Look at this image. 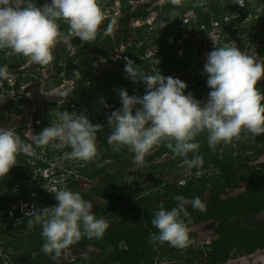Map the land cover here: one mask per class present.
Instances as JSON below:
<instances>
[{
	"label": "clouds",
	"instance_id": "clouds-1",
	"mask_svg": "<svg viewBox=\"0 0 264 264\" xmlns=\"http://www.w3.org/2000/svg\"><path fill=\"white\" fill-rule=\"evenodd\" d=\"M181 6L182 0H169ZM207 0H193L194 7H203ZM240 7L245 0H232ZM105 20L99 0H50L38 6L36 0H0V50H9L30 62L46 66L54 59L58 44L69 45L70 38L93 43L102 31ZM115 20L103 30L111 35ZM61 24L67 25L63 31ZM166 27L162 20L158 29ZM124 72L132 83H143L145 94L129 95L126 89H116L121 107L107 117L111 129L107 143L113 152L124 148L133 153V163L143 166L145 157L161 145L175 156L184 158L189 169H199L203 160L198 155V137L206 133L207 144L213 151L217 145L231 144L245 136L264 134V92L258 84L264 80V63L254 60L239 48L225 44L206 54L203 73L210 89L207 101L185 94L187 85L161 72L146 73L132 59L125 57ZM77 79L80 73L74 71ZM7 65H0V79H8ZM72 89L61 90L60 97H69ZM50 126L36 139L38 146L62 151L69 160L91 162L98 155L97 133L102 127L93 124L87 115L59 111ZM70 149V151H64ZM20 136L11 129L0 127V178L6 177L17 164V156L27 152ZM189 153L191 159H187ZM39 160V159H38ZM199 176V171L196 173ZM53 179V176L51 177ZM53 181V183H54ZM55 184V183H54ZM55 206L26 213L27 228L40 226L41 251L59 257L82 238L102 240L109 224L97 218L93 205L78 192L61 189L54 193ZM177 207L156 211L151 224L158 230L149 234L150 244L185 249L195 240L182 217H188L184 205L205 213L206 204L200 197L173 198ZM19 207L17 208V210ZM24 214V210L22 211Z\"/></svg>",
	"mask_w": 264,
	"mask_h": 264
},
{
	"label": "flooded vegetation",
	"instance_id": "flooded-vegetation-1",
	"mask_svg": "<svg viewBox=\"0 0 264 264\" xmlns=\"http://www.w3.org/2000/svg\"><path fill=\"white\" fill-rule=\"evenodd\" d=\"M38 1L46 3L49 0H36V3H38ZM193 10L197 16L194 22L200 20V18L209 17L208 22L196 25L194 28L186 27L185 29H187L188 32H183L175 41L165 36L164 32H162L161 37L152 40L147 50H151L153 44H155L158 49L152 57L146 60L148 64L146 73L161 72L164 76H171L179 79L187 85L185 89L186 95L191 93L195 99L206 102L210 89L207 87V76L203 73V66L206 62V54L214 50L216 46L220 47L228 44L237 47L254 60L264 63V0H245L244 7H240L238 4L233 3L232 0H207L203 7H194ZM180 30H184V28ZM183 38L185 39L180 49L183 51L184 55L182 58H179L177 54L179 47L176 46V43ZM163 56L164 59H171L173 63L180 66V69L166 72V69L169 68L171 64L163 68V61L161 60ZM61 76H63V74H61ZM71 80L78 85L76 79H63V81ZM82 81L81 85H83L84 88L81 91H87L90 87L88 77H84ZM258 87L264 92V80L258 84ZM54 88L57 87L55 86ZM76 89L75 87L73 89L74 92L72 91L70 94L68 98L69 102L73 101L72 98L74 94H76ZM112 90L114 91L115 97L119 98L115 91L116 89L113 88ZM144 94L145 90L143 93H137V95L140 96ZM79 96L81 98H86L85 100L87 102L84 110L78 107V110L82 111L80 114L86 115L88 105L93 102L96 104L99 102V104H101L98 112L100 115H98L100 124H97V122L96 125H100L102 129L105 126L103 123H107L106 114L119 106L118 103L109 104L105 99L97 98L96 96H98V94L94 97L92 95ZM44 102L45 103L38 108V114L42 117V124L38 123L36 130L40 126H46L47 123L44 122V119L47 117L51 121L54 115L52 114V110H54V112L56 111L57 102L54 101V99ZM63 102H65V99ZM70 106L75 107V104H70ZM103 108L105 110H103ZM103 111H106L104 112L105 114ZM20 117H18L16 122L18 126L20 124H25V119ZM101 130L97 133V140H99L98 138L102 134ZM23 131L24 128L20 131L22 136ZM22 139L27 142L25 145L27 146L29 142L24 136ZM197 139L201 145L198 155L201 156L203 160V164L199 169H189L184 158L175 156L168 148L161 145L160 147L154 148L150 154L145 157L144 162H146L148 166L145 168L146 176L141 175L142 181L138 179V176H136V180H130V169L135 165L132 159L133 153L127 150L128 156L131 157L130 161L124 158H122V160L105 159L103 151L100 148L98 157L82 166L85 170H90L94 167L102 168L107 165L106 172L101 173V175H98L95 179L96 181L104 179V183L98 185L101 187L97 193L99 197L103 198L104 195L111 196V199L99 205L103 206L109 201H112L111 206L107 207L109 211L107 213H102L100 218H104L108 224L114 222L119 230L126 231L135 229L141 226L142 221L147 223V212H151V210L157 211L161 207L168 210L167 204L172 202L171 197L178 195L176 194L177 192L186 189V193L188 194L187 197H185L186 199L191 200L192 198L200 197L207 207V211L202 214L194 210L191 205H184L185 210L189 214L185 224L189 233L195 235L196 246L211 244V242L216 239L215 230L218 226V222L215 221L214 216L223 212V209L227 211L232 210L233 212H238V210H240L241 215L239 220L244 223V226H249L250 228L263 226L264 134L255 138L248 135L241 140H234L231 144L217 145L214 151L210 149L207 144L206 133H202ZM99 141L100 147L102 142L101 140ZM158 152H161V154L157 155ZM24 157L28 158L24 152L18 154L17 164L11 168L8 173L9 176L11 175L13 177L15 174L21 176L20 167L24 162ZM191 158L192 154H190V157L187 159ZM31 159H34L36 164L38 163L37 159L33 157H31ZM222 161L228 163L232 162L234 168H224L221 163ZM110 164H112V166ZM28 166H30V164ZM113 168H117L118 172L115 174L116 176L114 174L109 176V171H113ZM197 171H199V176L196 175ZM120 175H122V178L119 177ZM112 176L117 178L118 183L107 185L108 181L112 180ZM105 177L110 178L106 180ZM146 177L153 179L157 183L155 187L149 189L143 186L145 185V181L143 180H145ZM83 178L89 180L87 177L83 176ZM5 179L6 177L0 178L1 227H3V222L7 223V211L4 212L2 210L3 203L11 199L4 198V196H2L4 193L2 194V192L7 187H9L10 191L13 186L23 192L21 185L12 183L13 179L11 182H7ZM89 181L93 183V181ZM123 182H125L126 187H129L128 189L124 188ZM99 191H101L102 194H100ZM168 193L171 195H167ZM21 195L22 193L17 194L15 200H23ZM26 195H28L26 201L28 203L32 202L33 205H35V198H38L36 196L37 193L31 192L30 195L28 193ZM157 196L160 197V202L150 199ZM148 199L150 200L147 202ZM179 204L180 202L177 201L176 205L178 206ZM258 205H260V207ZM21 207H23L24 211L29 210L28 204H22ZM109 216H111V219ZM190 229H195V231H190ZM20 236L21 234L18 237ZM199 236H202L203 239L209 238V240L200 243L198 241ZM117 245L119 251L129 250V246L124 239L119 240ZM160 246H166V243ZM90 248L97 252L100 251L92 247L86 249ZM171 248L172 247L169 245L166 247L167 250ZM158 259L162 260L161 256L156 258L154 262ZM164 259H167V256H165Z\"/></svg>",
	"mask_w": 264,
	"mask_h": 264
},
{
	"label": "trees",
	"instance_id": "trees-1",
	"mask_svg": "<svg viewBox=\"0 0 264 264\" xmlns=\"http://www.w3.org/2000/svg\"><path fill=\"white\" fill-rule=\"evenodd\" d=\"M47 2H50L47 1ZM123 4L122 13L123 16L120 19V29L116 33L115 37L112 36H104L103 31L98 34L97 40L93 43H84L79 38H70L69 45H65L60 43L54 49V59L50 64H53L52 70L55 71L54 78L51 81L52 86H59L62 84L63 79H76L78 83L81 85L84 77H88L90 87L87 91H82L81 95H93L96 96V93L99 91L97 98H103L109 104L118 103V107L109 111L106 114L108 117L113 111L119 109L121 107L120 99L115 97L114 91L112 90L115 86L114 76H109L104 78V87L101 90H98V85L103 84L100 76H98L97 71L99 67V56L107 57L109 50L114 48L115 46L121 43H127L131 39H135L136 44L145 39V28L137 29L133 31L130 28V23L132 19L137 18H146L149 14L147 11V7L150 4L141 5L135 9H132L127 5L128 0H121ZM44 3L38 1V6H43ZM193 0H182L181 6L174 7L172 4H168L165 6L167 10H173L174 12L183 13L187 10L193 9ZM155 9H159L155 7ZM163 16L160 15L159 18L163 20ZM209 17L200 18V20L193 22L188 26V28H194V26L208 22ZM169 25L167 26L169 29L168 33L165 36H168L169 39L175 41L176 38L180 37L183 32H188L187 29L180 30L179 24L181 23L180 18L176 16V14H169ZM157 21L154 24L155 31L159 32L160 30L157 27ZM108 23L103 22L101 27H107ZM61 29L63 31H67V25L61 24ZM102 29V28H101ZM165 38V37H164ZM166 39V38H165ZM164 39V40H165ZM148 47V44H143L140 48L136 46L129 47L127 50V54L135 59L136 64L141 66L143 70L146 72L148 64L146 61L139 60V56L145 54V51ZM68 48H76L77 52L74 56H71V50ZM65 58V64L60 65V61ZM163 61V68L168 64L169 68L167 71H176L180 69V66H177L176 63H173L171 59H164V56L161 57ZM0 65H7L10 73V77L8 79H0V96L9 95V91L11 90H19L22 87H25L23 90V94H18L14 97L9 96L5 108L0 111V127L7 124L11 117L18 118L24 112L25 106H31L30 99L27 97L29 91L35 87L36 81L39 79L37 74H34L36 69L43 70L46 66H40L30 62L27 58L13 54L9 50H0ZM125 63L121 64L118 68V72H120L117 78L122 82L125 80L129 81L126 78V74L124 72ZM74 71H78L80 73V78L77 79L74 75ZM116 71V72H117ZM39 73V72H36ZM63 74V76H61ZM117 74V73H116ZM10 81L13 84L10 86ZM126 85V82H124ZM79 89H76V92ZM143 93V91H141ZM129 95H137L135 90H128ZM48 106V105H47ZM50 119L47 117L44 119V122L49 123ZM17 129L13 130L16 134H18L26 145V141L22 139V134L20 131L25 129V124H20L18 126L15 125ZM36 127V126H35ZM38 128V127H37ZM102 134L99 136V140H101V150L103 151L104 158L114 159V160H122L124 158L127 161H130L131 157L128 156L127 148L122 149L119 152H113L110 145H108L106 136L110 135L111 129L108 127V124L103 127L101 130ZM161 152H158L157 155H160ZM189 153V156L190 157ZM187 157V158H188ZM29 162L24 160L22 163L20 170L21 176L15 174L13 177V184L18 183L22 186L23 193L21 198L26 201L27 193L30 195L31 192H34L31 188H29L27 184V180L30 176V171L28 169ZM224 168L233 169L234 166L232 162H221ZM38 164L43 166L40 160H38ZM112 166V164H110ZM109 167V165H108ZM107 165L102 168L93 169H84L83 167H78V173L83 177H87L89 180L95 182L98 175L106 172ZM116 176V175H115ZM112 176V180L108 181L107 185L117 184L118 180ZM122 178V175L119 176ZM68 184L70 189L76 188L78 186L77 182L72 180H68ZM124 188L126 187L125 182H123ZM101 187L94 188L91 193L81 194L82 198L85 200H90L93 194L98 193ZM176 191L175 189H172ZM27 191V193H25ZM73 192H78V190H71ZM184 191V192H183ZM183 191L177 192L176 194L187 197L186 189ZM170 192V191H169ZM183 192V193H181ZM37 193V191H36ZM102 194L101 191H99ZM40 196H45L44 192H39ZM171 195V194H167ZM107 199H111L110 195H104ZM177 196V195H175ZM171 197L172 202L167 204L168 210L177 207L176 200ZM157 200L160 202V197L157 196L155 198H150ZM148 199L147 202L150 200ZM34 200V198H33ZM111 202L101 205L94 206L93 213L97 218H100L102 213H107L109 209L107 207L111 206ZM264 204V202H263ZM261 204V205H263ZM35 206L40 209L43 208V204L41 201V197L35 198ZM115 206V205H114ZM260 207V205H258ZM257 206V207H258ZM252 207V206H250ZM258 207V208H259ZM158 211V210H157ZM232 211V210H231ZM223 209V212L214 216L216 222H218V226L215 230L216 239L211 242V244H201L200 246H196L195 244L185 248V249H177L172 247L171 249H166V246L161 247L160 244H150L149 243V234L157 233L158 230L154 228L151 224V220L153 218L156 210H151V212H147L148 219L147 223L142 221L140 227L130 230H119L115 223L109 224V229L106 231L104 238L102 240L97 239H87L82 238L81 241L75 245H72L68 251L73 254L77 253L78 248H88L92 247L98 249L100 251L96 252L97 261L92 262V264H154L156 258L160 257L162 259L167 256V259H180L184 257V260L188 264H225L229 260L234 259L240 255H251L257 250H264V225L256 228H250L249 226H244V223L239 220L241 212H231ZM15 219L21 217L18 211L15 212ZM8 216V214L6 215ZM111 219V216H109ZM187 221V217H182ZM23 221L21 224H16L14 221H7L5 227L0 228V249L4 254V263L5 264H47L50 263V257L52 255H46L41 251V245L43 243L42 237L40 235V226L34 225L30 230L27 228V221L29 217H22ZM21 234L20 237H18ZM190 237L195 240V235L193 233H189ZM18 237V238H17ZM124 239L128 246L129 250L119 251L118 242L119 240ZM196 241V240H195ZM165 255V256H164ZM81 261V258H77L74 262H59L54 264H76Z\"/></svg>",
	"mask_w": 264,
	"mask_h": 264
},
{
	"label": "rangeland",
	"instance_id": "rangeland-1",
	"mask_svg": "<svg viewBox=\"0 0 264 264\" xmlns=\"http://www.w3.org/2000/svg\"><path fill=\"white\" fill-rule=\"evenodd\" d=\"M168 13V17L169 18V14L172 13L171 10H165L162 9V16H165V14ZM158 16V14H157ZM156 16V17H157ZM158 18V17H157ZM158 20V19H157ZM166 24V27H164L165 29L168 28L167 26L169 25V20H163ZM159 25V23H158ZM135 40V39H134ZM77 52L76 48H72L71 51V56H74L75 53ZM54 55V52H53ZM66 59L63 58L61 60V65L65 64ZM106 67H99V70H105ZM39 72V73H36ZM38 76V80L35 83V87L32 88L27 97L30 99L31 102V106H25L24 108V112L22 113V117L25 119V129L23 131V136L24 138L29 142V144L26 146L28 148L27 152H24V154H26L28 156V158L24 157V160L27 159V161L30 164V167H28L29 171H30V176L29 179L27 180V184L29 186V188H31L34 192L37 191V197H41V201L44 207H52L55 206L57 201L55 200V196L54 193L58 190L61 189H68V190H78V193L80 194H88L91 193L92 190L94 188L99 187V184H103L104 183V179L103 180H98L95 181L93 183H91L89 180L84 179L77 171L78 167H82L84 166L86 163L81 162V161H76V160H69L66 159L63 156L62 151H57V150H49L46 146H38L36 144V139H37V135L46 127L50 126L51 121L55 120V113L59 112V111H68V112H75L77 114H80V112L78 110V107H80L82 110H84V108H86V98H81L79 95H81V90L84 88L83 85H80L78 83V85L76 83L68 82L65 81V85L64 87L61 88H54V86L51 85V81L54 78L55 75V71L51 69V64H49L46 68V70H39L36 69L35 73ZM130 87H134L137 86V83L134 84L132 82H129L128 84ZM141 85V83H140ZM143 85V83H142ZM144 86V85H143ZM78 88L79 91L76 92V94H74L71 102H69V97H60L58 95V93L61 90H67V89H74V88ZM145 87V86H144ZM85 90V89H84ZM23 90L19 89V90H11L9 91V95H3L0 96V111H2L7 103V100L9 98V96L14 97L16 95H20L23 94ZM74 92V91H73ZM92 95V94H91ZM82 96V95H81ZM93 96V95H92ZM52 99H54V101L57 102L56 108H55V112L54 110H52V114L53 118L50 121V123H47L46 126L44 127H39L36 130V127L38 123L42 124V117L41 115L38 114V108L41 107L46 101H51ZM65 99V102H63ZM75 99V100H74ZM47 104V103H46ZM50 104V102H49ZM70 104H75V107L70 106ZM101 104H99V102L96 103H91L88 105V111L86 113V115L88 116V118L90 119V121L93 124H100L99 122V106ZM104 105V104H103ZM104 107V106H102ZM72 109V110H71ZM103 110H105L103 108ZM106 111H103V113ZM105 114V113H104ZM99 115V116H98ZM18 118H14L11 117V119H9V121L7 122L6 125L1 126L3 128H7V129H11V130H15L16 127H14L17 122ZM104 125H106L107 123H103ZM39 126V125H38ZM108 137V136H107ZM106 137V140H107ZM100 141L97 140V147H98V151H100V147H99ZM64 151H70V149H65ZM31 157L35 158V159H39L42 164H45L43 166L39 165L38 163L36 164V161L34 159H31ZM98 157V155H97ZM96 157V158H97ZM146 162H144L143 166H137L134 165L131 169H130V180H136V176H138V179L141 180V175L146 176ZM19 170V169H18ZM33 170V171H32ZM19 172V171H18ZM21 172V171H20ZM109 176H111L112 174H117L118 169L117 168H113V171L110 170L109 171ZM108 175V174H107ZM53 176L54 180H51V177ZM14 177V176H13ZM13 177L10 175L6 176L5 181L7 182H11V180L13 179ZM106 180H109L110 177H105ZM68 180H72L74 182H77L78 186H76V188H71L69 187L68 184ZM54 181V183H53ZM142 181V180H141ZM145 185H143L144 187L146 186L147 188H153L155 187V185L157 184L153 179L147 178L145 180ZM144 184V183H143ZM142 187V188H144ZM39 192H44V194H46L45 196H40ZM4 193V198H11V199H4V200H8V202L3 203V211L6 212L7 211V219L6 221H14L16 224H21L23 219L22 217H28L26 215V213L32 212L34 210H37L38 208L33 205L32 202L28 203L27 201H17L15 200V196L17 194H21L23 193L20 189H16V187H12V189L9 191V187L5 188L4 191L2 192V194ZM27 193V192H25ZM1 196V194H0ZM152 196V195H151ZM108 199H106V197L104 196L99 197V194H93L92 198L88 201H90L93 205V209L94 206L99 205V204H103L105 202H107ZM22 204H28V209L29 210H25L24 214H23V207H21ZM18 209V212L21 214V217L15 219V212ZM24 206V205H23ZM43 207V208H44ZM261 218V217H260ZM3 222V221H2ZM6 223L3 222L2 225L3 227H5ZM0 228H1V224H0ZM30 230V229H29ZM209 238H205L203 239L202 236H199L198 241L201 242H206L208 241ZM96 250L94 249H85V248H78L77 253L73 254L72 252L66 250L64 251L59 257L52 255L50 257V263L47 264H54V263H59V262H74L77 258H81V261L76 263V264H92V262L97 261V257H96ZM4 254L2 252V250L0 249V264H5L4 263ZM154 264H188L185 262L184 257H181L180 259H173V260H169V259H158L156 260V262H154ZM225 264H264V250H257L254 253H252L251 255H240L234 259L229 260L227 263Z\"/></svg>",
	"mask_w": 264,
	"mask_h": 264
},
{
	"label": "built area",
	"instance_id": "built-area-1",
	"mask_svg": "<svg viewBox=\"0 0 264 264\" xmlns=\"http://www.w3.org/2000/svg\"><path fill=\"white\" fill-rule=\"evenodd\" d=\"M99 3H100V6L102 8V11L104 13V16H105L104 22H107L109 24V22H111L112 20L116 21V23L113 25V31L110 35L112 37H115L116 33L120 29V19L123 16V13H122L123 4H122L121 0H99ZM144 4H150L146 8L147 11L149 12L148 16L146 18H143V19L142 18L132 19L131 23H130V28L133 31H136L137 29H140L142 27L145 28L146 32H147L146 39H144V41L139 42L138 44H136L134 39H131L127 43H121V44L115 46L114 48L109 50L107 57L99 56V63L100 64L110 65V66H112V68L114 70H118V68L121 64L126 63L125 57L132 59L136 63L137 61L127 54L128 48L132 47L133 45L136 46L137 48H140L145 43H147L148 45L150 43V45H151L152 40H155L156 38L162 36L161 35L162 32L158 33L155 31L154 24H155V21L158 17L157 14L159 15L161 9L164 6H167L168 4H171V3L169 2V0H128V3H127V5L130 6L132 9H135L141 5H144ZM155 7H158L159 9L157 10V9H155ZM196 18H197V16H196L193 9H190V10H187V11L181 13V15H180L181 23L178 26L179 29H182V28L185 29L190 24H192L196 20ZM101 28H102L101 30L103 31L107 27H101ZM184 39L185 38L177 41L176 46H178L179 49L182 46ZM152 46L153 47H151V50L146 49L145 54L142 56H139V60L146 61L147 59H149L150 57H152L154 55V53L158 49V47L155 46V44H153ZM179 49H178L177 54L179 55V58H182L184 54H183V51L181 49L180 50ZM68 50L72 51V48H68ZM60 63H61V61H60ZM52 67H53V64H51V68ZM46 68L43 69V71L46 70ZM71 81H68V82H71ZM9 82H10V86H12L13 85L11 83L12 81L9 80ZM64 82L65 81H63L61 85L57 86V88L62 89V87H64V85H65ZM24 89H25V87H22V90H24Z\"/></svg>",
	"mask_w": 264,
	"mask_h": 264
},
{
	"label": "crops",
	"instance_id": "crops-1",
	"mask_svg": "<svg viewBox=\"0 0 264 264\" xmlns=\"http://www.w3.org/2000/svg\"><path fill=\"white\" fill-rule=\"evenodd\" d=\"M162 9H165V6L162 8ZM162 9H161V11H160V13H159V15H158V20L156 19V21L158 22V23H160L162 20L159 18V16L160 15H162ZM165 10H167V9H165ZM172 11V13H174V14H176V16H178V18H180V15H181V13H180V11L179 12H174L173 10H171ZM167 17H168V13L167 14H165V16H163L162 18H163V20H166L167 19ZM156 21H155V23H156ZM158 23H157V27L159 26L158 25ZM167 29H169V28H163V29H159L160 31L159 32H164L165 34H167L168 33V30ZM158 32V33H159ZM146 36H147V32L145 31V39H146ZM111 50V49H110ZM100 64V63H99ZM99 67H106V69L105 70H99ZM99 67H98V71H97V74H98V76H100V78H98V79H101L102 81L104 80V78H107V77H111V76H114L115 78L113 79L114 80V82H115V86H114V89H126L127 91L129 90H135L136 89V92L137 93H142L141 91H143L144 92V90H145V87L142 85V83H141V85H140V83H137V86H134L133 88L132 87H130L128 84H129V82L130 81H127V80H125L124 82H126V85H124V82L122 81H120L118 78H117V76L116 75H118L120 72H118L117 70H114L113 68H112V66H110V65H106V64H100L99 65ZM117 71V72H116ZM117 73V74H116ZM103 84H100V85H98V90H101L103 87H104V81L102 82ZM97 94H99V91L96 93V95ZM118 95V94H117Z\"/></svg>",
	"mask_w": 264,
	"mask_h": 264
},
{
	"label": "water",
	"instance_id": "water-1",
	"mask_svg": "<svg viewBox=\"0 0 264 264\" xmlns=\"http://www.w3.org/2000/svg\"><path fill=\"white\" fill-rule=\"evenodd\" d=\"M190 231H195V229L193 230V229H190Z\"/></svg>",
	"mask_w": 264,
	"mask_h": 264
}]
</instances>
